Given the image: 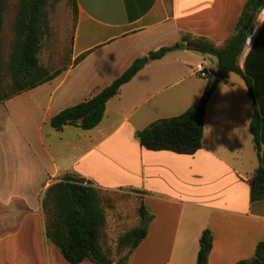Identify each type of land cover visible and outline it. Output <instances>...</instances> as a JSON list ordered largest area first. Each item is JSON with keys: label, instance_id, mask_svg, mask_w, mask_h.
I'll return each mask as SVG.
<instances>
[{"label": "crops", "instance_id": "obj_1", "mask_svg": "<svg viewBox=\"0 0 264 264\" xmlns=\"http://www.w3.org/2000/svg\"><path fill=\"white\" fill-rule=\"evenodd\" d=\"M247 1L76 0L69 68L24 93L29 96L25 110L38 112L40 120L12 148L2 140L12 126H0L6 129L0 130V207L7 210L0 212V264H69L55 255L54 244L46 237L42 196L67 173L104 190L130 189L140 197V207L144 205L152 219L147 237L127 264H197L200 238L207 229L213 235L208 264H237L255 256L257 245L264 241V200L251 202L247 180L257 168L247 169L242 141L251 138L254 144L250 125L255 108L249 93L251 103L235 100L234 73L214 85L205 111L203 147L194 155L151 151L136 137L137 131L196 105L207 85L196 66L215 70L216 59L187 49L173 51L124 84L107 103L96 128L44 129L64 109L111 85L135 60L174 46L184 35L204 37L223 47ZM251 35L242 67L258 36L264 44V29L257 28L249 42ZM261 85L264 119V81ZM261 135L264 158V121ZM255 159L260 165L258 155ZM38 187L40 195L29 194ZM148 248L161 255L159 262L139 258Z\"/></svg>", "mask_w": 264, "mask_h": 264}, {"label": "trees", "instance_id": "obj_2", "mask_svg": "<svg viewBox=\"0 0 264 264\" xmlns=\"http://www.w3.org/2000/svg\"><path fill=\"white\" fill-rule=\"evenodd\" d=\"M10 1L0 0V41L5 12ZM47 3L48 0H19L13 26L15 37L7 61L3 59L0 42V106L16 96L54 80L66 70L50 71L40 59L44 41L51 35ZM72 5L77 21L76 0H72ZM263 5L264 0L247 1L234 34L223 47H217L204 37L184 35L174 46L162 47L138 58L111 85L85 102L66 108L52 117V128L56 131H63L67 126L83 130L96 128L104 119L109 100L147 64L163 59L169 53L180 49L199 52L216 59L218 64L217 69L211 70L212 75L204 78L207 85L200 101L178 116L160 119L137 131L136 137L142 147L151 151L194 155L203 147L205 111L215 91L212 76L227 81L232 73L237 74L245 81L255 108L250 128L260 165L247 180L250 185V199L253 203L264 200V158L261 154V129L264 119L263 111H260L263 88L261 83L264 81V60H261V56L264 55V44H261L260 36L255 39L243 67L240 65L247 40ZM261 28L263 30L264 25ZM84 56L77 59L76 64ZM102 199L101 190L93 182L69 173L47 189L43 197V207L45 213H50L51 216L46 227V237L60 249L69 264H81L86 261L94 264H127L131 254L147 237L148 223L152 216L147 208L141 205L139 214L142 225L131 229L119 240L121 247L129 248L128 253L117 262L111 261L101 242L107 225ZM212 245L213 235L211 230L207 229L200 238L197 264H208ZM237 264H264V241L257 245L253 258L241 260Z\"/></svg>", "mask_w": 264, "mask_h": 264}, {"label": "rangeland", "instance_id": "obj_3", "mask_svg": "<svg viewBox=\"0 0 264 264\" xmlns=\"http://www.w3.org/2000/svg\"><path fill=\"white\" fill-rule=\"evenodd\" d=\"M18 6L19 0H11L5 12L0 42L3 51V59L6 61L9 59V54L11 53L14 42L15 33L13 26ZM47 11L51 25V35L44 41L43 50L40 54L41 62L50 71L67 69L72 62V42L76 26L72 0H48ZM243 56L240 60L241 63L243 62ZM204 59L207 62H211L208 57ZM231 80L235 83V88L233 89V95L236 96L235 100L240 103H251V99L248 96V87L242 78L239 75L232 74ZM28 100V95L26 96L24 94L22 96L21 94L0 106V126H12L9 131L2 134V140L5 144L11 145V148L16 147L17 143H21V140L26 138L29 134L26 132V129L34 123L36 125L40 120L38 112L30 114L25 110ZM243 123L245 124V121ZM35 125L34 129L38 130V127ZM44 129L48 130L52 129V127L48 123ZM0 130L5 131L6 129L0 128ZM240 132L239 137L244 134L243 129ZM248 133H250V131L246 130L245 134L248 135ZM14 139H16L15 142ZM242 141L245 146L243 153L248 162L246 167L252 172L259 166L255 159V157H257V152L253 144V139L251 140L250 138L249 141ZM233 143L235 142H232V144ZM22 144L24 145V142H22ZM250 158L253 164H251ZM99 189L101 190L103 207L107 216V225L101 239L102 246L111 261H119L129 251L128 247L120 246V238L134 227L142 225V222L140 223L141 218L139 214L141 204L140 197L134 194L130 189L114 191ZM41 190L42 189L38 187L36 190H29L28 192L31 195L37 196L41 194ZM46 191H44L43 197ZM0 209V212L4 214L7 213V210L4 211L2 207H0ZM50 216V213L46 214V225L48 224ZM52 247H54L55 255H59V257L64 259L60 249L56 245ZM139 258L144 260V263H152V261L157 263L160 261L161 255L156 254L153 249L148 248L144 254L139 255Z\"/></svg>", "mask_w": 264, "mask_h": 264}, {"label": "built area", "instance_id": "obj_4", "mask_svg": "<svg viewBox=\"0 0 264 264\" xmlns=\"http://www.w3.org/2000/svg\"><path fill=\"white\" fill-rule=\"evenodd\" d=\"M264 25V5L260 9V12L258 13V16L256 17L253 30L256 28H261ZM251 32V34H252ZM196 72L200 75L202 78H207L212 75L211 69L207 65L199 64L196 66Z\"/></svg>", "mask_w": 264, "mask_h": 264}, {"label": "bare ground", "instance_id": "obj_5", "mask_svg": "<svg viewBox=\"0 0 264 264\" xmlns=\"http://www.w3.org/2000/svg\"><path fill=\"white\" fill-rule=\"evenodd\" d=\"M255 30H256V29H255ZM255 30L253 31V33H252V35H251V37H250L249 42H251V40H252V38H253V35H254V33H255Z\"/></svg>", "mask_w": 264, "mask_h": 264}, {"label": "water", "instance_id": "obj_6", "mask_svg": "<svg viewBox=\"0 0 264 264\" xmlns=\"http://www.w3.org/2000/svg\"><path fill=\"white\" fill-rule=\"evenodd\" d=\"M210 60H212V59L210 58ZM219 82H220V80L219 79H216L214 85L218 84Z\"/></svg>", "mask_w": 264, "mask_h": 264}]
</instances>
